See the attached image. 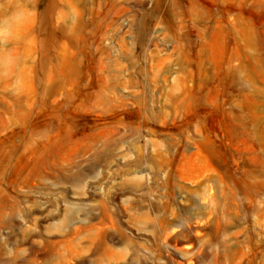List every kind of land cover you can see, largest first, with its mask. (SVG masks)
<instances>
[{"label":"rangeland","instance_id":"rangeland-1","mask_svg":"<svg viewBox=\"0 0 264 264\" xmlns=\"http://www.w3.org/2000/svg\"><path fill=\"white\" fill-rule=\"evenodd\" d=\"M0 27V264L262 263L264 0H0Z\"/></svg>","mask_w":264,"mask_h":264},{"label":"bare ground","instance_id":"bare-ground-1","mask_svg":"<svg viewBox=\"0 0 264 264\" xmlns=\"http://www.w3.org/2000/svg\"><path fill=\"white\" fill-rule=\"evenodd\" d=\"M46 12H47V10L45 9V13ZM221 32H222V35H223V33H225V30L221 31ZM31 84H32V87H33L34 90L39 88L41 90V92L44 93V94L49 93L53 89L51 86L43 83L42 79L40 77H38L36 75V73H33V75L31 76ZM12 114H13V116L16 117V114L14 112ZM256 211L260 215L264 214V209H262L260 207L256 208ZM256 227L259 230V237L253 238L254 234H250V235L246 236V238L251 243L250 244V248H249V250H250V259L249 260L251 262H255L256 258L260 255L259 253L261 252V254L263 255V259H261V261H262L261 264H263V261H264V221H263V224H262L261 228H259L258 226H256ZM256 234H258V233H256ZM239 243H240V240L237 239L236 243H235V245L233 247H236V246L239 247ZM224 245H225V250H227V253L230 252L231 246L227 242H224ZM186 248L187 247H185V249ZM259 250H262V251H259ZM239 251L243 252L242 249L239 250ZM227 253H226V255H227Z\"/></svg>","mask_w":264,"mask_h":264},{"label":"clouds","instance_id":"clouds-1","mask_svg":"<svg viewBox=\"0 0 264 264\" xmlns=\"http://www.w3.org/2000/svg\"><path fill=\"white\" fill-rule=\"evenodd\" d=\"M9 34L8 28L0 27V44L5 42V37Z\"/></svg>","mask_w":264,"mask_h":264}]
</instances>
